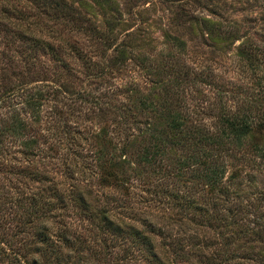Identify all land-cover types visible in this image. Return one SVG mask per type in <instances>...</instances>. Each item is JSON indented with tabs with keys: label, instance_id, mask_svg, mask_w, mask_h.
<instances>
[{
	"label": "rangeland",
	"instance_id": "obj_1",
	"mask_svg": "<svg viewBox=\"0 0 264 264\" xmlns=\"http://www.w3.org/2000/svg\"><path fill=\"white\" fill-rule=\"evenodd\" d=\"M243 46L264 0H0V264H264L263 131L204 143L215 87L261 123Z\"/></svg>",
	"mask_w": 264,
	"mask_h": 264
},
{
	"label": "trees",
	"instance_id": "obj_2",
	"mask_svg": "<svg viewBox=\"0 0 264 264\" xmlns=\"http://www.w3.org/2000/svg\"><path fill=\"white\" fill-rule=\"evenodd\" d=\"M224 35H227L226 37H223L224 39L228 37L229 33L224 32ZM217 36L221 38V34H217ZM244 46L239 49L238 56L243 60H248V62H252L253 64H256L255 62L264 60V50L259 49H243ZM164 83L163 85V96L169 99L170 90L167 89V86ZM262 91L264 92V88H262ZM210 91H208L209 93ZM213 93V96L215 99L213 100L215 104L217 105V111H214V118L216 120V127L215 131L211 136H204V143L205 144H211V143H220V142H229L231 140H237L241 141L245 136L252 133L254 130L255 132H261L263 131L264 134V108L260 113H258V117H260L261 123L254 126L252 122H250L249 115L247 111L241 110H233L231 108H228L227 106L222 105L217 102V99L219 97H225L227 91H224L222 88L215 87L213 90H211ZM259 95V94H257ZM155 96L153 99L152 104V113L155 118V123H153L152 126V140L155 141L156 135H160L163 133H166L163 136L168 135L166 142L168 141V144L175 145H181L185 143L186 141H190V139H193L195 141L194 143L197 144L198 140H200V136L197 134H194L193 130H189V133H185L184 129L181 127L180 124L176 123V121L171 122V103L163 97ZM260 96V95H259ZM261 100L255 99L256 101H263L264 95L260 97ZM166 103V104H165ZM146 105V101L141 102V106ZM154 106V107H153ZM161 107H164L163 109ZM157 108V109H156ZM137 111H143L141 109H137ZM172 112V111H171ZM179 114V113H178ZM153 127H155V130H153ZM184 135H188V140H183ZM162 136V135H160ZM219 140V141H218ZM218 141V142H217ZM110 143V142H109ZM119 169V166L117 162L110 161L108 166L104 167V173H103V179L106 182L114 181V183L117 182L116 173ZM231 224L226 225V228L224 230L229 229Z\"/></svg>",
	"mask_w": 264,
	"mask_h": 264
}]
</instances>
